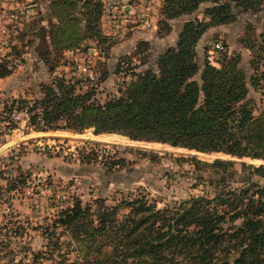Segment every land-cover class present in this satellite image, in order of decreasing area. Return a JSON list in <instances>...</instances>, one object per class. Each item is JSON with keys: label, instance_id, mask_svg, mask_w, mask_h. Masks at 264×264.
Here are the masks:
<instances>
[{"label": "rangeland", "instance_id": "rangeland-1", "mask_svg": "<svg viewBox=\"0 0 264 264\" xmlns=\"http://www.w3.org/2000/svg\"><path fill=\"white\" fill-rule=\"evenodd\" d=\"M89 1L0 0V64L8 71L0 77V148L11 144L0 153V264H53L56 257L50 259L48 250L55 237L45 230L55 211L75 196L83 202L101 197L113 205L144 195L162 208L190 196L214 195L210 169L189 158L231 161L223 175L231 188L241 186L236 178L248 170L245 164L264 165L263 159L198 153L120 133L115 134L124 137L95 134L92 127L78 132L25 126L28 114L18 111L16 101H23L20 108H29L43 96L44 86L63 78L77 92L92 89L93 97L104 102L118 95L132 74L156 65L149 41L139 39L130 54L113 58L111 49L122 46L116 44L130 41L136 31L154 28L161 40L159 49L169 42L175 45L184 22H209L207 10L212 5L204 1L192 13L167 20L162 14L164 0ZM98 2L100 16L86 30L87 11L93 7L94 12ZM229 4L233 18L206 29L197 44V60L202 66L207 46L221 40L226 52L220 60L235 59L234 66L245 77L247 99L259 116L264 112V0L256 9ZM195 77L199 80V72ZM63 252L73 258L70 248L63 246ZM35 253L40 256L33 263Z\"/></svg>", "mask_w": 264, "mask_h": 264}, {"label": "trees", "instance_id": "trees-1", "mask_svg": "<svg viewBox=\"0 0 264 264\" xmlns=\"http://www.w3.org/2000/svg\"><path fill=\"white\" fill-rule=\"evenodd\" d=\"M204 1L212 4L209 22H184L176 44L157 57L154 68L132 74L118 95L100 102L92 89L77 92L57 78L29 108L15 102L28 114L26 126L78 132L92 127L95 134L264 160V112L255 116L235 59L218 66L197 60L206 29L233 18L230 2L256 9L261 0H164L162 14L169 20L192 13ZM100 5L87 11L86 30L98 20ZM7 74L0 64V77ZM189 159L214 175L213 196H190L162 208L144 195L113 205L101 197L83 202L75 196L55 211L45 230L55 237L48 250L50 259L56 257L53 264H264V165L245 164L248 170L236 178L241 186L231 188L223 178L231 161ZM63 246L73 258L61 253ZM39 256L33 255V263Z\"/></svg>", "mask_w": 264, "mask_h": 264}, {"label": "crops", "instance_id": "crops-1", "mask_svg": "<svg viewBox=\"0 0 264 264\" xmlns=\"http://www.w3.org/2000/svg\"><path fill=\"white\" fill-rule=\"evenodd\" d=\"M127 8H130V11L134 12L133 6H128ZM107 23L110 24V20H109L108 16H107ZM155 27H156V25H155ZM136 32L137 33L131 34L130 41H129V39H127V40H123L122 42L116 44V45H122V46L120 48L119 47L116 48V46H115V48L113 47L111 49V57L113 56V58H114V57L121 55V54H130L133 43L139 39L146 40V41L150 42L151 52H153V53L156 52V53H154L156 55V59L161 53H163L165 51L164 48L174 46V43L169 42V43H166L165 45H163L161 47V49H159L160 44H161V40H159V38L156 34V30H154V28L152 30H149V31L141 30V31H136ZM164 39H165L164 42H166L167 38H164Z\"/></svg>", "mask_w": 264, "mask_h": 264}, {"label": "built area", "instance_id": "built-area-1", "mask_svg": "<svg viewBox=\"0 0 264 264\" xmlns=\"http://www.w3.org/2000/svg\"><path fill=\"white\" fill-rule=\"evenodd\" d=\"M145 8L149 9V7H145ZM146 23L149 24L148 22ZM225 52H226V47L224 43L221 40H216L207 46L204 52L205 60L211 65H216ZM20 111H24V115H26L27 117L26 110H20ZM16 117L19 118L18 115H16ZM25 126H26V122H25Z\"/></svg>", "mask_w": 264, "mask_h": 264}, {"label": "water", "instance_id": "water-1", "mask_svg": "<svg viewBox=\"0 0 264 264\" xmlns=\"http://www.w3.org/2000/svg\"><path fill=\"white\" fill-rule=\"evenodd\" d=\"M11 144H8L2 148H0V153L3 152L4 150L8 149L10 147Z\"/></svg>", "mask_w": 264, "mask_h": 264}]
</instances>
